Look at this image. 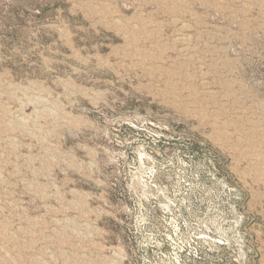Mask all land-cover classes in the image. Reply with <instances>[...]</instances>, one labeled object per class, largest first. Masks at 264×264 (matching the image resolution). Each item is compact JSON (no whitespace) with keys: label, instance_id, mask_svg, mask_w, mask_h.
I'll list each match as a JSON object with an SVG mask.
<instances>
[{"label":"rangeland","instance_id":"rangeland-1","mask_svg":"<svg viewBox=\"0 0 264 264\" xmlns=\"http://www.w3.org/2000/svg\"><path fill=\"white\" fill-rule=\"evenodd\" d=\"M0 264H264V0H0Z\"/></svg>","mask_w":264,"mask_h":264}]
</instances>
